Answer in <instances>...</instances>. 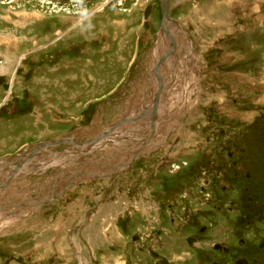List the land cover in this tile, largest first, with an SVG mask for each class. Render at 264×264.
Here are the masks:
<instances>
[{
	"label": "rangeland",
	"instance_id": "1",
	"mask_svg": "<svg viewBox=\"0 0 264 264\" xmlns=\"http://www.w3.org/2000/svg\"><path fill=\"white\" fill-rule=\"evenodd\" d=\"M170 13L191 42L183 50L176 48L179 60L166 74L178 72L179 77L167 87L172 92L186 89L189 95L182 103L175 96L164 98L179 108L167 107L172 115L163 121L169 124H161L158 135L142 148L152 127L148 113L153 83L158 82L148 75L170 49L169 36L159 30V0H0V210L21 214L0 213V264H153L151 254L138 248L153 233L154 169L181 166L191 177L204 172L208 154H213L215 163L232 170L224 176L252 171L260 177L250 182L246 198L255 188H264L259 138L264 119L252 126L253 140L244 129L257 115L246 103L258 97L264 101V0H172ZM179 30L173 27L175 36ZM182 72L187 74L184 79ZM235 100L244 104L236 106L243 127L236 139L231 136L235 132L220 137L214 131L219 123L209 122L208 115L221 114L222 124H230L223 114L229 115ZM182 111L179 120L170 119ZM126 117L136 120L112 127ZM138 124L143 125L132 128ZM102 132L108 135L98 146L79 144ZM64 137L77 141V151L70 142L46 147L37 156L48 157L51 166L42 168V161L34 159L22 173L12 175L15 169H9L29 163L44 141ZM159 143L164 150L153 159V145ZM228 152H235L239 167H233ZM69 165L78 175L65 189ZM109 171L115 173L99 179V172L104 176ZM56 179L61 201L51 208L35 205L48 197ZM205 179L195 189L205 186L202 198L213 194ZM219 181V189L228 185ZM240 183L235 181V187ZM216 196L225 202L233 197L222 192ZM225 231L214 230L204 246L224 241ZM241 231L236 239L253 236L248 228ZM133 234L143 241L134 245Z\"/></svg>",
	"mask_w": 264,
	"mask_h": 264
},
{
	"label": "flooded vegetation",
	"instance_id": "2",
	"mask_svg": "<svg viewBox=\"0 0 264 264\" xmlns=\"http://www.w3.org/2000/svg\"><path fill=\"white\" fill-rule=\"evenodd\" d=\"M191 52L192 50L187 52L186 55H183L184 59L182 58V63L186 61ZM157 62L153 67L152 78L153 80H158V82L156 83L155 81L153 83V93L151 94V99H153L151 105L152 113H148V120H150V123L152 117L153 123L155 122V126H153V139L158 135L161 124H169V122L163 121L170 115V113H168L169 110L167 109V104L164 105V98H166L164 93L168 88L167 85L172 83V79L174 80L175 76L179 77V73L175 72L170 76L172 78L171 81H169L168 78V82H164L163 77H167L163 71V68L165 69L166 60L159 66H157ZM150 90H152L151 87ZM242 104L241 101L235 100L234 104L232 103L233 108L231 107L229 109V115L222 113L226 116L225 118H227L226 122H230V124L227 125L222 124L221 114H215L214 116L212 114L208 115L209 122H214V124L215 122L219 123L214 131L218 132L220 137H230V133L235 132V135L231 136L234 139L237 138L236 135L239 133L238 130L243 126L242 122L238 120L239 111H237L236 106ZM245 106L250 110L252 109L257 114L253 117V121L247 123V128H244L253 140L254 135H252V126H254L256 121L259 122L264 119V101L258 97L257 102L251 99ZM182 115L183 111L179 114L176 113V115L170 119L173 120L178 116L179 120ZM224 126H227L228 131L224 129ZM261 133L262 136L259 138L263 141V147L261 148L264 149V131ZM208 140L210 141L211 138L209 137ZM73 141L74 142L70 143L76 145L77 141L74 138ZM46 142L47 141H44V143ZM46 147L49 148L48 150H51L56 146L51 145ZM153 147H156L153 148L154 159L159 151L164 150L165 145L159 143L158 146L153 145ZM74 148L76 150V146ZM75 150L73 151L74 153H76ZM238 150L239 149L236 148V152ZM240 152L245 153L246 149H241ZM41 153L42 151H39L37 154L40 155ZM57 155L58 153H55V158L58 157ZM228 156L232 159L233 167H239L241 162L236 157L235 152L234 154L228 152ZM215 157L216 156L213 154H208L207 161L204 163V167L206 166L204 172H196L191 177L190 175H187V169H182L181 166H179V169L153 170V233L149 234L147 238H144V241L140 240L141 236L137 234H133L131 237V241L134 242V245L143 241L142 245L139 246L138 251L140 253L151 254L153 257V264H237V261L241 259L247 261L246 264L263 263L264 235L262 234V228H264V206H262V203L264 201V188H255L256 193H250L252 197L246 198L244 196L245 193L247 194V192H250L249 185L253 178L256 180V178L260 177L255 176V173L252 171H245L244 175L234 171L236 172L234 177L224 176L228 170H232L223 169L222 164L215 163ZM136 159L126 162L125 166L133 164ZM72 167L73 166L69 165V169L72 170L74 168ZM75 169L76 167L73 170ZM73 170L70 171V180L65 179L67 182L69 181L65 186V189L70 188L73 179L78 175V173H74L75 175H73V173H71ZM99 173V179H103L102 177L112 176L115 172L112 173L109 171V174H104V176L101 175V172ZM68 174L69 172L66 175ZM86 175L94 177L90 172H87ZM57 177L60 178L61 176L57 175ZM186 179L188 181L191 180V182L186 181L185 183L184 181ZM203 179L206 180L209 191L213 193H208L209 197L206 198H202V194H204L206 190L205 186L202 185L201 190L199 191L195 190L200 180ZM219 180H226L228 185H224L219 189L216 186L218 182H220ZM237 180L241 181L239 188L235 187V181L237 182ZM260 181L261 180H259V182ZM58 183L59 181L56 179L51 185L48 197L46 196L43 199H37L42 201V205H47L51 208L56 205L57 201H61L63 196L55 192ZM221 192L225 197H233L228 202H225V200H223L225 198L216 196L217 193ZM193 202L198 203V205H205L204 209L201 207H194L195 205ZM238 204L241 206L239 209L236 208ZM3 209L4 211L0 210V213L2 212V214H12L14 216L19 215L17 214L19 211L10 212L9 209ZM222 216L225 218V222L219 221V217ZM207 219L208 222H206ZM238 222L242 225H239ZM121 226L124 229L127 225L122 222ZM222 228H224V231L226 230L224 241L215 240L209 247H205L204 243L206 236H212L214 230H221ZM246 228L250 229L255 238L252 240L253 236H247L246 238L240 237L236 239L237 233H240V230L243 231ZM256 236L258 237L257 240ZM129 248L133 247L129 246ZM173 261H176V263H171Z\"/></svg>",
	"mask_w": 264,
	"mask_h": 264
},
{
	"label": "bare ground",
	"instance_id": "3",
	"mask_svg": "<svg viewBox=\"0 0 264 264\" xmlns=\"http://www.w3.org/2000/svg\"><path fill=\"white\" fill-rule=\"evenodd\" d=\"M177 27V26H176ZM177 28H179V27H177ZM180 30H182L181 28H179ZM180 30L179 31H177L178 32V34H176V36L175 37H177L176 39H175V41H176V48H179V50H183L182 48H186L188 45H189V42H191L190 40H188L186 37L188 36L187 34V32H185L184 30H182V32L184 33V34H181L182 32H180ZM168 36V35H167ZM186 36V37H185ZM180 37V38H179ZM183 37V38H182ZM167 38V37H166ZM161 39V38H160ZM165 39V38H164ZM168 39L170 40V43H168V47H170V49H169V51L172 49V48H174V45L172 44V43H174L173 41L171 42V38L170 37H168ZM161 42V41H160ZM163 43V42H162ZM162 45V44H161ZM157 46V45H156ZM159 48V47H158ZM166 49H167V46L165 47ZM161 49L159 48V50H157L156 52L157 53H159V54H157V55H159L160 56V54H161ZM167 53H168V51H167ZM170 53V56H171V58L168 60V58H167V60H166V65H165V69L163 68V71H164V73H165V75L166 76H168V72H167V74H166V71H170V69L171 68H174L173 67V65L174 64H176V61L177 60H179V58H178V56L176 55L177 53H180V51H178L177 49L175 50V53H171V52H169ZM183 53V52H182ZM181 54V53H180ZM194 56V55H193ZM172 60H174V61H172ZM174 62V63H173ZM177 65V64H176ZM181 67H180V65H179V69H180ZM168 69V70H167ZM185 70V69H184ZM181 71H182V69H181ZM181 71H179V72H181ZM173 74H174V72H172ZM178 73V72H177ZM185 72H182V76H181V78H183L184 79V76H186L187 74H184ZM169 77V76H168ZM164 78V77H163ZM170 78V80L169 81H171V77H169ZM175 78H177V76H175ZM166 80H167V82H168V78L166 77ZM154 81V80H153ZM172 81H173V79H172ZM172 90V89H171ZM176 90V89H175ZM178 92H179V94H178ZM178 92H176V91H174V92H172V91H170V88L168 87L167 89H166V92L164 93V96L165 97H171V99H172V97H177V98H180V100L178 101V102H185L187 99H188V95H189V92H187V90L186 89H183V91L181 92V89L180 90H178ZM191 92V91H190ZM187 95V96H186ZM184 98V99H183ZM171 99H166L165 101H166V104H167V106L171 109V108H177L178 107V105L177 106H173V103H175V102H172L171 101ZM153 100V99H152ZM177 102V101H176ZM177 102V103H178ZM176 103V104H177ZM179 108V107H178ZM182 110V109H181ZM176 111V110H175ZM178 111V110H177ZM176 111V112H177ZM167 112V111H166ZM172 112H174V111H172ZM168 113H170V111L168 112ZM171 114V113H170ZM143 123V122H142ZM142 125L143 124H138V125H135L134 127H132L133 129H136V128H139V127H142ZM132 128H130V130L132 129ZM150 128V133H149V135H148V137H150V140H151V138H152V135H153V127H149ZM127 130H125V132H126ZM148 131V130H147ZM106 132H102L101 134H105ZM118 134V133H117ZM108 134H105L104 136H107ZM120 135V134H119ZM144 135V134H143ZM140 136V135H139ZM110 137V136H109ZM128 137V136H127ZM126 137V138H127ZM147 137V138H148ZM103 138V137H102ZM125 138V139H126ZM130 138H132V137H130ZM146 138V139H147ZM143 139V138H142ZM117 140H120V139H117ZM122 140V139H121ZM150 140L148 141V142H150ZM110 141V140H109ZM147 142V143H148ZM106 143V142H105ZM147 143H145V142H143V144H142V148L144 147V146H146V144ZM97 144V146H98V143H96ZM96 144H94V145H91V147L90 148H93ZM80 146V145H79ZM100 147V146H99ZM45 148L46 147H43L41 150H39V151H43L44 152V150H45ZM85 148H87L86 146H85ZM78 149H80L79 147H78ZM140 150V149H139ZM39 151L38 152H36L35 154H32L31 156H30V159H29V163H27V164H22V165H18V166H16V167H14V168H12V169H9V170H13V169H15L14 170V172L15 173H12V175L13 174H16V175H18V174H20V173H22V169H23V167L24 166H26V165H29V166H31V162L34 160V159H39V160H41V161H43V166H42V168H46L47 166H51V163H49V159H48V157H45V158H42V156H37V153H39ZM77 151V150H76ZM82 151V150H81ZM47 152V151H46ZM52 155V154H51ZM58 158V157H57ZM69 158V157H68ZM54 159H55V156L54 157H52V159H51V162H52V165L53 164H56V162H54ZM67 158H65V160H66ZM57 161H59V160H57ZM67 162H68V160H67ZM60 166V165H59ZM39 168H41V167H39ZM38 168V170H42V169H39ZM3 170H4V168H1L0 167V172L2 171L3 172ZM37 169L35 170V172L36 171H38ZM44 170V169H43ZM67 170V169H66ZM64 171H65V169H64ZM6 175V174H5ZM4 175V176H5ZM11 176V175H10ZM41 202L42 201H39V202H36L35 203V205H37V206H40L41 205ZM34 211V209H32V211L31 212H33Z\"/></svg>",
	"mask_w": 264,
	"mask_h": 264
},
{
	"label": "water",
	"instance_id": "4",
	"mask_svg": "<svg viewBox=\"0 0 264 264\" xmlns=\"http://www.w3.org/2000/svg\"><path fill=\"white\" fill-rule=\"evenodd\" d=\"M171 2H172V0H159L161 13H162V21H161L159 30H160V34L165 33L174 42V43H172L174 45V48H172L169 52L175 53V50H176L175 39L176 38H175L174 31H173V27L177 26V27L181 28L182 30H183V28H182L181 24L179 23V21L173 19L171 16V13H170ZM166 35H164V36H166ZM158 36L159 35H157V37H156L157 39H158ZM169 52L166 54H163L160 57L159 61L157 62V66H159L162 62H164L167 59ZM152 76H153V68H152L151 72L149 73L148 77L150 78ZM142 115H143V113H142ZM135 120H136V117H134V118L133 117H126L123 120H121L120 122L114 123L112 127H119V125H122L126 121H135ZM151 125H152V127L155 126V122L153 123V117L151 120ZM105 134H108V132H106ZM105 134H99L95 138H93L89 141H86V142H79V144L80 145H86V147H91V145L96 144ZM149 140H150V137H148L147 139H144V142L147 143ZM64 142H74V141H73V138H71V137H69V138L64 137V138H61L58 140L47 141L46 143H43V145H41V147L43 148V147L51 146V145L57 146V145H60L61 143H64ZM246 263H247V261L242 260V259L237 261V264H246Z\"/></svg>",
	"mask_w": 264,
	"mask_h": 264
},
{
	"label": "crops",
	"instance_id": "5",
	"mask_svg": "<svg viewBox=\"0 0 264 264\" xmlns=\"http://www.w3.org/2000/svg\"><path fill=\"white\" fill-rule=\"evenodd\" d=\"M258 7H260V5H258ZM20 211H21V210H20ZM19 216H21V214H20Z\"/></svg>",
	"mask_w": 264,
	"mask_h": 264
}]
</instances>
